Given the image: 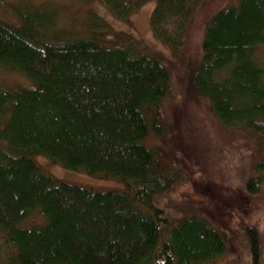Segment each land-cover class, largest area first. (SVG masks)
Instances as JSON below:
<instances>
[{"label": "trees", "instance_id": "trees-1", "mask_svg": "<svg viewBox=\"0 0 264 264\" xmlns=\"http://www.w3.org/2000/svg\"><path fill=\"white\" fill-rule=\"evenodd\" d=\"M102 1L129 15L149 0ZM203 3L156 0L152 31L173 57ZM40 22L0 20V67L30 83L15 90L0 83V232L10 247L0 264H215L224 236L197 215L172 222L157 202L181 177L164 173L159 150L144 143L162 129L171 68L157 53L128 46L87 38L48 43ZM200 48V59L187 65L192 94L207 99L223 126L264 138V0H232L214 10ZM37 155L117 178L123 188L57 181ZM254 167L261 175L246 181L250 194L264 178V153ZM35 210L45 222L18 226ZM245 236L257 264L259 231L248 227Z\"/></svg>", "mask_w": 264, "mask_h": 264}, {"label": "rangeland", "instance_id": "rangeland-1", "mask_svg": "<svg viewBox=\"0 0 264 264\" xmlns=\"http://www.w3.org/2000/svg\"><path fill=\"white\" fill-rule=\"evenodd\" d=\"M231 1L204 0L189 22L184 48L177 57L152 31L150 17L156 0L147 1L129 15L114 14L102 0H0V20L11 25L21 24L23 18L39 20L36 29L48 43L87 38L105 46L157 53L171 68V87L162 104V129L150 133L144 143L159 150L164 173L181 176L160 195L158 206L172 222L183 215H197L224 236L225 251L215 264H253L245 229L255 227L261 240L257 264H264V178L256 193L245 190L250 177L261 175L254 166L264 153V138L258 132L219 123L207 99L192 94L187 72L188 62L201 57L206 20ZM259 54L264 57V49ZM0 83L7 88L30 84L17 71L1 67ZM34 160L57 181L94 191L123 188L117 178L67 168L46 155ZM43 222L45 217L35 210L18 226ZM8 248L0 232V252Z\"/></svg>", "mask_w": 264, "mask_h": 264}, {"label": "bare ground", "instance_id": "bare-ground-1", "mask_svg": "<svg viewBox=\"0 0 264 264\" xmlns=\"http://www.w3.org/2000/svg\"><path fill=\"white\" fill-rule=\"evenodd\" d=\"M57 43H62V42H57ZM22 87H24V86L23 85H17V86H15L13 88H11V87L10 88L15 90V89H19V88H22Z\"/></svg>", "mask_w": 264, "mask_h": 264}]
</instances>
